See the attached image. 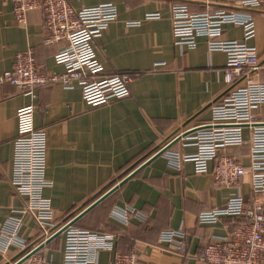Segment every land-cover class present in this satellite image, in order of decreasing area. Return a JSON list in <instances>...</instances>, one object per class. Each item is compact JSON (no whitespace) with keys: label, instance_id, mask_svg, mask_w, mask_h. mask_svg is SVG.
<instances>
[{"label":"crops","instance_id":"0c3cea01","mask_svg":"<svg viewBox=\"0 0 264 264\" xmlns=\"http://www.w3.org/2000/svg\"><path fill=\"white\" fill-rule=\"evenodd\" d=\"M67 1L75 10L106 3L116 6L117 19L93 40V46L104 66L102 77H133L130 95L91 107L84 102L78 83L73 89L50 83L33 96L12 84H0V228L12 216L20 217L19 234L27 243L24 250L12 247L0 254V264H14L46 239L34 216L23 213L27 201L11 184L17 111L31 104L35 106L34 126L45 131L47 137L46 178L51 186L43 195L55 214V227L49 236L142 166L73 227L114 236V251H101L98 264H110L114 254L131 251L140 264H203V252L213 236L232 234L239 219L222 217L215 224L201 225L197 218L226 204L235 189L214 181L211 175L215 161L209 164V174L201 175L192 162L175 170L168 166L164 154L149 160L178 136H188L210 122L211 105L230 90L225 78L227 55L210 51L203 37L197 39L193 50L175 46L171 8L177 0ZM242 1L186 3L192 13L227 11L254 17L255 37L247 44L256 48L261 65L255 81L264 83V4L243 9ZM151 15L158 17L149 18ZM222 32L223 40L244 41L240 26L225 24ZM46 37L42 10L29 12L23 26L15 18L12 1L0 0V76L11 70L17 53L28 49L43 74H64L65 68L54 57L67 42L51 43ZM258 120L264 123V107ZM244 139L240 147L220 150L219 157L233 156L249 172L247 133ZM186 143L183 137L170 149L194 154L196 148ZM243 190L247 199L255 198L249 174L243 179ZM116 207L134 210L127 224L111 217ZM179 229L186 234L185 253L161 241L163 232ZM63 251L62 233L36 255L62 264Z\"/></svg>","mask_w":264,"mask_h":264},{"label":"built area","instance_id":"2783aa9c","mask_svg":"<svg viewBox=\"0 0 264 264\" xmlns=\"http://www.w3.org/2000/svg\"><path fill=\"white\" fill-rule=\"evenodd\" d=\"M13 12L19 24L27 25V16L34 10H42L45 16L46 41L56 43L65 40L67 46L54 57L63 65L62 75H45L34 53L28 49L15 56L11 70L0 76V84H12L22 92L33 96L39 88L59 82L66 89L78 83L84 102L91 107L109 104L130 95L133 77L129 74L102 77L104 66L97 57L93 40L117 17L112 3L75 10L67 0H11ZM204 4L222 3L225 0H177L171 8L172 32L176 47L193 50L198 38H206L210 51H222L227 55L225 78L230 90L220 102L211 105V120L199 130L185 137L187 146H194V154H182L168 149L164 156L168 166L181 170L186 162L194 164L197 174H209V164L216 162L212 177L223 187L234 188L226 204L201 213L197 221L201 225L215 224L222 217L242 220L232 234L213 236L202 255L203 264H264V123L259 122L264 107V83L255 81L261 65L255 47L247 41L255 37V19L250 13L216 11L192 13L186 2ZM264 0H244L240 8H260ZM158 15H151L155 18ZM234 24L244 30V41L222 39V26ZM242 82H244L242 84ZM34 105H26L17 111L18 135L14 140L11 184L15 192L26 199L25 212L34 216L46 234L43 244L53 234L55 214L49 199L43 192L51 186L46 178L47 137L43 130L34 126ZM244 128H247L250 144L249 172L233 156L219 157L226 148L244 144ZM249 174L250 187L255 195L246 198L243 179ZM133 209L116 207L111 217L128 223ZM22 219L9 218L0 228V254L14 247L24 250L27 243L20 237ZM64 234L62 264H98L101 251H114V236L97 234L68 227ZM184 230L162 233L161 241L177 252H186ZM35 249V248H34ZM33 249V250H34ZM29 250L27 254L32 252ZM26 254V255H27ZM24 257V256H23ZM21 264H53L34 254ZM110 264H140L135 252L116 253Z\"/></svg>","mask_w":264,"mask_h":264},{"label":"water","instance_id":"95a60500","mask_svg":"<svg viewBox=\"0 0 264 264\" xmlns=\"http://www.w3.org/2000/svg\"><path fill=\"white\" fill-rule=\"evenodd\" d=\"M187 134H185L184 136H178L176 139H174L170 144H168L167 146H165L164 148H162L160 151H158L152 158H150L149 161H151L152 159H155L161 155H163L168 149L171 148V146L180 141L183 137H186ZM148 161V162H149ZM147 162V163H148ZM142 167V166H141ZM136 169L135 171H133L131 174H129L125 179H123L117 186H115L114 188H112L109 192H107L105 195L101 196L98 200H96L90 207H88L84 212H82L77 218H75L74 220H72L70 223H68L65 227H63L61 230H59L58 232H56L52 237H50V239H48L44 244H40L39 246H37L32 252H30L29 254L25 255L24 257H22L20 260H18L17 262H15L14 264H21L23 263L25 260L29 259L31 256H33L34 254L38 253L46 244H48L51 240L55 239L56 237L60 236L65 229H67L70 226H73V224L79 220L82 216H84L87 212H89L91 209H93L95 206H97L98 204H100L104 199H106L109 195H111L116 189H118V187L120 185H122L125 181H127V179H129L130 177L134 176L136 173H138L139 169Z\"/></svg>","mask_w":264,"mask_h":264},{"label":"trees","instance_id":"16d2710c","mask_svg":"<svg viewBox=\"0 0 264 264\" xmlns=\"http://www.w3.org/2000/svg\"><path fill=\"white\" fill-rule=\"evenodd\" d=\"M238 219V218H237ZM242 223V220H237V223H236V225H239V224H241Z\"/></svg>","mask_w":264,"mask_h":264}]
</instances>
